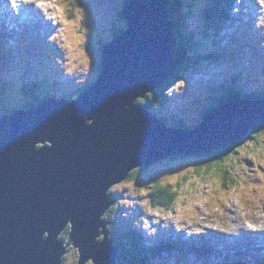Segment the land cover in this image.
I'll return each mask as SVG.
<instances>
[{
    "label": "water",
    "instance_id": "95a60500",
    "mask_svg": "<svg viewBox=\"0 0 264 264\" xmlns=\"http://www.w3.org/2000/svg\"><path fill=\"white\" fill-rule=\"evenodd\" d=\"M170 5L125 0L126 27L103 46L87 90L0 118V264H61L69 244L78 264H117L120 248L102 220L114 184L141 166L236 144L264 124V98L225 102L193 129L172 128L137 101L176 70Z\"/></svg>",
    "mask_w": 264,
    "mask_h": 264
},
{
    "label": "rangeland",
    "instance_id": "374dc122",
    "mask_svg": "<svg viewBox=\"0 0 264 264\" xmlns=\"http://www.w3.org/2000/svg\"><path fill=\"white\" fill-rule=\"evenodd\" d=\"M50 2L53 9L49 8L48 10L51 25L48 30L42 31L41 37L38 36L40 41L36 45L37 48L29 45L30 54L37 57L36 63L42 67L39 68L40 74L41 76L45 75L47 82L45 89L42 88L38 95L40 98L45 94L71 97L78 90L88 87L98 77L99 67L96 66V63L98 64L101 60L103 44L114 39L116 35L113 33L116 31L114 28L119 27L120 31L125 29L127 20L121 14L125 0H73L74 5L78 8L73 10L71 18L64 8L65 3L69 0H50ZM197 3L198 6L204 7V0H197ZM184 9L186 12L187 7L185 6ZM233 13L240 14L242 17L234 24L226 23L224 29H228L224 33L226 36L232 32L248 34V38H243L246 40L244 45L247 48L242 49V53L246 57L240 64L235 61L214 64L212 60L204 65L201 64L197 71L191 69V72L184 75L183 79L177 80L174 86L168 90L169 92L167 91L169 99L164 104L156 101L155 108L152 109L154 114L168 116L165 121L169 125H177L175 116L170 117L176 115L179 118L177 125L180 126L179 128H196L203 121L204 109L198 107V101L197 105H189L190 91L198 87L199 82L231 77L239 69L256 64L259 48H263L260 53L264 52V0H237L233 6ZM194 15L189 18L188 28L185 27L188 33L195 29L198 30L195 27L200 19ZM184 36L187 37V34L185 33ZM194 36L200 38V31L195 32ZM45 38L46 40L42 42ZM25 39H29L32 44L33 38L25 37ZM204 41L206 42V40ZM229 42L231 39L228 38L223 44L226 45ZM64 45L67 48L63 50L65 53L63 58L61 49ZM207 46L209 45L206 42ZM16 48L19 49V46ZM54 52H57L60 61L51 57ZM204 54L212 53L203 52L201 55ZM14 63L11 59L12 68L7 77L0 73V118L15 108L27 106L30 102V99L18 89L19 72L13 68ZM260 67L263 68L262 65ZM19 69L21 72L24 70L22 63L19 65ZM257 70L261 72L258 78L259 83L253 84L251 83L253 79L240 72V80L236 85L241 88L242 92L250 93L253 88H259L257 89L259 91L264 90V71ZM0 72H2L1 69ZM51 72H56V74ZM32 74H34L32 71L27 73L21 81H30L27 77ZM54 81L56 84L52 88L50 86H53ZM261 84L263 88H261ZM205 91L201 90V95ZM195 92L196 90L193 91V93ZM241 96L249 98L250 95L242 94ZM137 101L139 102V99ZM204 104L208 103L204 102ZM260 135L262 140L260 144H257L258 147L255 146L253 149V145L250 143L252 140L248 139L249 141L247 140L248 142L238 147V152L229 159L228 164L231 165L228 169L234 176L232 182L237 187H231L228 191L216 173L212 172L205 176L209 167L207 162L210 161V158L201 156V154L208 152L186 155L185 157L180 155L174 159L167 158L157 161L140 171L137 177L114 184L108 191L109 197L115 200L114 205L102 216L103 221L109 222L107 228L112 242L122 238L126 244L125 233L129 227L130 229L136 227L145 238V246L154 243L156 245L164 237H171L175 241L180 238V244L187 240H193L196 243L194 245L187 244V250L180 246L179 250L173 249L171 252L162 250L160 252V248L155 257L150 256L153 258L151 259L153 264H231L230 260L218 258V252L215 250L217 246L211 244L220 241L219 237L212 235L210 243H207V240L203 238L213 229L214 224H211L213 220L231 225L230 223L238 218L237 215H232L228 208L251 209L264 205V133ZM38 147H42V145H38ZM239 156L241 161H237ZM184 176H187L186 182L184 181L179 196L171 209L153 204L151 192L157 182L176 190L175 188H180L179 181ZM224 209L226 210L224 211ZM251 212L253 211L251 210ZM211 218L212 220H210ZM62 232L61 238L67 241L71 232L70 225L65 227ZM103 237L104 234H101L98 240L101 241ZM228 238H232V236ZM234 238L240 242L237 240L240 238L237 236ZM170 241L162 248L168 247ZM229 243L220 242L219 246L225 247ZM252 245L254 249L251 250V255L248 254V259L252 258L256 249L258 250L259 242L255 241ZM186 255H188L187 259ZM78 260L79 248L74 244H69L64 264H78ZM179 260L184 262L179 263ZM85 264H94V262L91 259ZM126 264H138V262L130 260L126 261Z\"/></svg>",
    "mask_w": 264,
    "mask_h": 264
},
{
    "label": "trees",
    "instance_id": "16d2710c",
    "mask_svg": "<svg viewBox=\"0 0 264 264\" xmlns=\"http://www.w3.org/2000/svg\"><path fill=\"white\" fill-rule=\"evenodd\" d=\"M232 2L233 0H204V8H199L201 10V18H203V24L201 25L200 32L204 36L202 39H196V37L194 36V32L191 31L190 33H188L185 30V27H187V16L191 15V13H186L182 10L185 6H188L189 9L198 8L197 0L189 1V3L186 4H184V0H171L170 15L174 21L178 36V48L176 51V56L178 60L177 67L175 72L170 75V77L167 79V81L163 84L161 88L149 93L146 98L139 99V102L141 104L149 106L150 108H155L154 106L156 101H159L162 98H167V91L172 86H174L177 80L183 77L188 68L197 63V61L199 60L196 55H200L201 49L204 47L203 45L206 44L204 40L213 39L214 34L220 35V27L223 25L222 21L223 19L226 20L228 17L227 5H230ZM114 29L116 30L115 32H113L114 34H118L120 32L119 27H115ZM185 33L187 34V37L184 36ZM105 44L106 43H104L103 46ZM96 66L99 67L100 71V62H98V64L96 63ZM35 69L37 70V67ZM44 81L45 79L39 78L38 81L23 82L21 92L23 95L30 99L28 105H33L40 102L38 98V91L42 90L43 86L45 85ZM218 94L219 95L216 97V101H220L221 103L224 101L230 102L234 99L237 100L240 98L241 94L245 93L242 92L241 88L237 87V85H233L232 87L226 85L221 87L220 90H218ZM247 94L250 96L253 95L254 98H264V92L258 95L252 93ZM76 95L74 97H76ZM216 103H213V105L211 106H214ZM263 133L264 124H254L250 131L246 133L245 136L241 138L236 144L225 146L216 151L208 152L207 154H201V156H206L210 158V161L207 162L209 167L208 170H206L205 176L210 175L212 172L213 174L216 173L220 181L223 183L226 191L231 189V187H234L235 185L232 182L234 180V176L228 169L229 165H231L228 164L229 159L234 156L236 152H238V147L243 145L245 142L249 141L248 139L252 140L250 143L253 145H251L253 149L255 146L258 147L257 144H260L262 140V136L260 134ZM181 155L183 157L186 156V154ZM177 156L170 157V159H174ZM239 160L241 161L240 156L239 158H237V161ZM145 169L146 168L144 167H139L133 170L130 174V178L137 177L139 175V172ZM186 177L187 176H184L179 181L180 188H175L176 190H173L168 186H163L157 182L151 192L153 204L158 206H164L167 209H171L172 205L175 203V200L179 196V191L181 190V187L186 182ZM125 237L126 244L123 242L122 238H118L114 241V243L120 248V260L117 264H126V261L130 260H137L138 264H152V261L149 258L148 249L144 245L145 238L140 233V231H136L135 229H129L125 233ZM157 248L158 247H155L154 249L156 250Z\"/></svg>",
    "mask_w": 264,
    "mask_h": 264
},
{
    "label": "bare ground",
    "instance_id": "6f19581e",
    "mask_svg": "<svg viewBox=\"0 0 264 264\" xmlns=\"http://www.w3.org/2000/svg\"><path fill=\"white\" fill-rule=\"evenodd\" d=\"M28 1H29V5L31 7L32 16L33 17L38 16L40 19L39 21L43 22V24L47 26L50 23V20L47 16L48 10H49V8H51V10H53L51 7L50 0H28ZM3 2H4V0H0V27L12 30V29H14V27L12 25L8 24L6 22V20L1 17L2 16ZM70 5H72V3H70ZM9 13L12 17V21H14V23H16V20H15L16 17L13 16V14L10 10H9ZM36 17L33 18V22L30 21L29 19H26V21H29L30 23H32V25L34 27L35 32L32 34H35V35L41 37V32H42L41 28H40L41 23L37 21ZM232 19L235 20V14L232 15ZM224 22H225V19H223V21H222L223 25L220 27L221 29H224V26H225ZM16 27H17V23H16ZM19 28L22 31V35L27 38V23L25 21L21 22L19 24ZM14 32L17 33L16 28H15ZM0 36H2V35L0 34ZM195 37H196V39L199 38L197 36H195ZM12 39H13V41L15 40L14 35L12 36ZM3 40L8 42L6 36L3 37ZM213 45L218 48L219 53L226 52V45L225 44H222L221 46H217V42H215V43L213 42ZM196 56H197V58H199V60L197 61V63L192 65L190 68H188L184 75L189 74L191 72V69H194L195 71H197V69L201 66L200 61H202L203 57L201 55H196ZM196 65H198V66H196ZM192 67H195V68H192ZM8 70L10 72L11 65L8 66ZM24 72H27V71H24ZM49 76L52 78V76L50 74H49ZM27 78H29L30 81H38L39 78L45 79V75L41 76L40 71H39V67H38L37 70L34 72V74L28 76ZM183 78L184 77L180 78L179 80H181ZM44 82H45V85H47V82L46 81H44ZM54 84H55V81H54L53 85ZM50 87L53 88L54 86H50ZM55 96H57V95H55ZM197 98H198V96H197V91H196L195 93H193L190 96L189 102H188L189 105H191V106L197 105V101H196V100H198ZM176 118H177V116H176ZM178 119L179 118H177V120ZM225 210L226 209H224V211ZM228 210L232 215L233 214L237 215L238 218L235 219V221L233 223H230L231 225H227L225 223H221L220 221H214L213 220L211 223V224H214L213 229H211L209 231V234L206 235L209 237L205 236L203 238L204 240H207V243H210L212 241V239H210V237L212 235L219 237L220 242H223V243L230 242L229 244L225 245V247H221L218 245L221 248V250H219L218 252L223 253L225 251H228L229 245H233V246L243 245L244 247L249 248L250 245L254 242V240L261 241L259 235H260V233H263V235H264V205H259V206H256L254 208H251V209H241L240 207L239 208L230 207V208H228ZM251 210L253 212H251ZM210 220H212V218ZM231 236H232V238H228ZM235 236H237V238H240V239H237L240 242H237L235 240V238H234ZM179 239L180 238H178L175 241V239H171V237H167V241H169V240H171V241H170V245L164 251L171 252V251H173V249L179 250L181 248L180 246L185 247L186 246L185 244H183V243L180 244ZM178 243H179V245H178ZM152 244H153V242H152ZM192 244H194V241H192ZM192 244H190V245H192ZM248 252H249V255L252 254V251H250V249L248 250ZM248 252L246 253L245 257H241L239 259L240 264H264V253L263 252L259 251L258 253H255L254 255H252V259L247 258Z\"/></svg>",
    "mask_w": 264,
    "mask_h": 264
},
{
    "label": "clouds",
    "instance_id": "9594fccd",
    "mask_svg": "<svg viewBox=\"0 0 264 264\" xmlns=\"http://www.w3.org/2000/svg\"><path fill=\"white\" fill-rule=\"evenodd\" d=\"M29 37H30V35L28 36V33H27V38H29ZM27 40H28V39H25V37H23V38H21V43H22V41H23V44H24V43L27 42ZM206 42H207V41H206ZM91 84H92V83H91ZM44 87H45V86H43V88H44ZM88 88H89V86L86 87V89H84V90H87ZM84 90H83V91H84ZM83 91H81V92H83ZM253 91H255V90L252 89V91H251L250 93L254 94ZM81 92L79 91V93H81ZM260 93H261V92H260ZM246 94H247V93H245V95H246ZM241 95H242V94H241ZM76 97H77V96H76ZM242 97H244V96H240V98H242ZM251 97H253V95L249 96V98H251ZM253 99H260V97H259V98H254V97H253ZM234 100H235V99H234ZM211 103H212V104H213V103H216V101H215V102L212 101ZM223 103H225V101H224V102H221V103H220V101H219L218 103L215 104V106H214L213 108H210L209 110L212 111V110H214L215 108L219 107V106H220L221 104H223ZM217 104H218V106H217ZM216 106H217V107H216ZM198 107H200V106H198ZM7 114H9V113H7ZM206 116H207V115H206ZM205 118H206V117H204V113H203V121H204ZM203 121H202V122H203ZM202 122H201V123H202ZM176 123H177V122H176ZM177 124H178V123H177ZM197 126H199V125H197ZM177 127H180V126H177V125H176L175 128H177ZM181 128H182V127H181ZM126 180H127V179H126ZM108 194H109V193H108ZM113 205H114V204H113ZM66 228H67V227H66ZM62 233H63V232H62ZM62 233L60 234V237H59V238H60V241H61V240L64 241V239L61 238ZM47 235H48V234H46L45 236H47ZM64 242H66V241H64ZM65 257H66V254L63 256V263H62V264H64Z\"/></svg>",
    "mask_w": 264,
    "mask_h": 264
}]
</instances>
